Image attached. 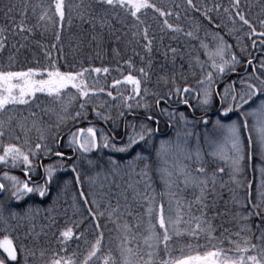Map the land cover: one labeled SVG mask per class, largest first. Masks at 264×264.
Masks as SVG:
<instances>
[{
  "label": "snow or ice",
  "instance_id": "1",
  "mask_svg": "<svg viewBox=\"0 0 264 264\" xmlns=\"http://www.w3.org/2000/svg\"><path fill=\"white\" fill-rule=\"evenodd\" d=\"M186 3L203 17L202 20L190 17L187 31L181 24L169 22L171 9L158 6L154 0H79L67 5L65 0H52L50 5H40L42 11L35 25L26 23L27 3L19 8L14 3L3 6V15L11 27L0 25V53L9 48L6 33L18 32L23 36L42 29L53 33L55 42L51 48L59 45L62 54L64 22L67 17L71 26L75 15L91 28L90 43H95L97 55L105 43V32L109 40L116 42L130 36L132 39H124L125 45L135 42L144 55L134 47L133 55L139 57L140 66L132 57L123 60L128 66L127 73L118 67L120 77L104 87L95 79L90 83L87 76L93 72L108 74V66H81L75 70L69 65L72 70H62L60 57L53 59L52 52L45 50L47 63L33 57L34 62L13 67L19 62L20 48L26 45H11L15 51H10L7 66H0V225H3L0 264H97L98 261L103 264H264V167L260 169L261 180L255 193L253 181L239 178L245 160H251L254 152L264 160V0H259L260 11L255 14L250 10L245 12L241 0H230L227 6L214 0L211 7L207 3L198 7L194 0ZM53 6V14L49 15ZM14 11H19V20L12 15ZM32 11L36 13V8ZM149 12L153 13V19L157 15L163 18L161 32L182 34L190 49H198V54L189 55L187 68L182 62L184 51L171 45L162 53L164 63H156L155 37L149 34L152 28ZM176 16L179 19L180 13ZM241 33L250 40L253 51L262 53L259 57L252 56ZM229 36L234 37L235 44L229 42ZM82 43L79 40L77 46ZM112 51L119 56V48L113 47ZM241 64H247L252 71L245 69V76L229 78L225 83L227 73L236 72ZM197 66L199 79L193 85L185 73L196 76ZM153 74H157V84L163 82L167 86L166 91L148 87ZM193 94L196 106L190 104ZM101 96L109 99L101 100ZM217 97L219 107L210 115ZM89 104L95 116L112 123L113 129L110 134L101 130L99 139L97 128L91 124L68 134L69 148L79 153L77 161L97 170L85 177L92 190L86 193L82 186L79 189L87 216L73 196L72 208L80 214L79 219L67 220L57 229L58 248L46 247L39 243L40 233L35 230L34 212L38 213L40 208L31 203L26 207L21 204L33 197H47L54 183L59 189L58 197L64 191L61 185L66 187L70 183L60 178L58 170L70 168L75 173V183L83 184L78 164L65 163V153L56 149L61 143L58 139L61 125L69 118L78 121L85 117ZM173 104H183L193 111L203 110V115L190 120L188 114ZM234 110L237 119L231 118ZM212 115L216 118L212 119ZM45 116H55V121L47 123ZM121 122L122 134L118 132ZM162 122L170 129L176 126L174 137L157 140L162 135ZM17 128L23 135L17 134ZM33 129L38 133L35 139L29 135ZM101 148L113 149L129 158L117 160L109 156L106 161L102 157L91 158ZM53 155L59 158L56 163H44ZM222 165L227 166V182L223 180L226 168ZM16 169L22 171V176L14 173ZM121 174L128 178L117 183L114 178ZM101 176L105 181L109 176L113 179L98 184ZM229 183L233 187H228ZM157 185L162 189L159 193ZM239 187L245 189L242 197L237 194ZM224 189L229 194L227 199L222 194ZM55 200L56 197L53 203ZM136 206L143 211L136 212ZM45 211L51 212V206ZM217 217L233 224L236 230L230 231L221 224L223 232L218 243L197 244L195 250L187 244L185 247L191 254H183L181 249L180 255H173V237L187 235L199 239L203 234L209 240H217L214 224ZM48 219L52 226L57 224L52 216ZM101 219L114 225L117 241L114 249L104 250L105 233L99 230ZM87 224L99 230L91 240L84 238ZM21 227L25 229L23 232ZM81 239L84 247L77 243L76 250L69 251L70 244ZM201 248L204 250L200 251Z\"/></svg>",
  "mask_w": 264,
  "mask_h": 264
},
{
  "label": "trees",
  "instance_id": "2",
  "mask_svg": "<svg viewBox=\"0 0 264 264\" xmlns=\"http://www.w3.org/2000/svg\"><path fill=\"white\" fill-rule=\"evenodd\" d=\"M154 2L157 3L158 6L164 7L166 10L171 9V15L168 17L169 22L181 24L184 27L185 31H187L188 28L190 27V20H189L190 17L193 19H196V20H202L203 19V17L200 15V13L194 12L192 9H190L187 6L186 0H154ZM213 2H214V0H194V3H196L198 7H201L205 3H207L208 6L211 7ZM215 2L223 3L225 6H227L230 3V0H215ZM13 3L17 5V8H19L22 3H27L29 7H28V12H27L26 23L28 25H35V23L38 19V15L42 11L40 5L41 4H43L45 6L50 5V4H52V0H0V25L7 26L9 28L11 27L10 23L8 22V20L3 15V6L6 4H13ZM70 3L76 4V3H79V0H65L66 5L70 4ZM241 4H242V9L245 12H248L250 10L252 13L255 14V13H258L260 11L259 0H241ZM249 5H251L250 9H249ZM33 7L36 8V13H33V11H32ZM53 11H54V6H53V8L49 9V15H52ZM66 12H67V8H66ZM177 12L180 13L179 19H177V16H176ZM12 15H14L17 20L20 19L19 11H14L12 13ZM212 15L216 16V13L213 12ZM148 18H149V23L152 25V28L150 29L149 34H150V36L155 37L154 44H153V48H154L153 56L156 58V63L157 64L164 63L162 53L165 51L166 46L171 45L173 47L181 48L182 51H184L185 56H184V59L182 62H184L185 68H187V66H188L187 60L189 58V55L194 56V55L198 54V49H194V48L190 49L188 41L186 40L185 37H183L182 34L172 33L170 30L165 31V32H161L160 31V25L162 24V21H163L162 17H159L157 15L156 18L153 19V13L149 12ZM262 18H264V17H262ZM41 23H44V22H41ZM97 31H99V28L97 29ZM6 35L8 36L9 48H7L3 53H0V66H2V67L7 66L8 56H9L10 51H15L14 48H11L12 44H15L16 47H19L21 44H24L26 46L23 48H20L19 62L17 64L13 65V67H20L22 65L28 64L29 61L34 62L33 57H35V59L41 60V62H43V63H47L48 61L45 58V50H50L52 52V58L53 59H55L57 56L60 57L58 63L61 66L62 70H72L69 68V65H71L75 70H78L81 66H83V67L108 66L110 68V72L108 74H104V73L97 74V73L93 72L87 76V79L89 80L90 83H92L93 80L95 79L96 81H98L99 86H104V87L109 86L111 84V80L113 78H119L120 77V72L117 71L118 67H122L125 71V74L127 73L128 66L123 64V60H126L129 57H132L134 60V63H136L137 66H140L139 57L133 55L132 49L134 47L136 48L137 52H140L141 55H144L143 49L138 44H136L135 42L133 44H129L127 46L125 45L124 39H132L130 36L123 38L120 42H116L115 40H109L106 32H105V43L101 46V49L99 50L100 54L97 55L98 49L96 48L95 43H90L91 35H92L91 28L87 24H82L80 19L78 17H76L75 15L72 16L71 26L68 25L67 17L65 19L64 30L62 32V41H61V43L63 44V53L62 54L58 51L59 45L57 46V48H51V44L55 42L53 33L51 31L44 32L42 29H36L34 34L24 33L23 36L29 37L27 40H24L23 36L21 34H19L18 32L13 34V32L10 31V32L6 33ZM200 35L203 36V31H201ZM240 35H241V39L244 40V42L249 45V50L252 52V56L254 55V53L259 52V50L253 51L251 49L250 40H248V38L244 37L242 33ZM161 37H163L162 41L160 39ZM173 37H175V39H173ZM227 38H228L230 43L235 44L234 37L229 36ZM208 39L210 40L211 37H209ZM36 40H39L41 43L39 45L36 44L35 43ZM79 40H83V43L79 44V46H77ZM193 43H198V42H193ZM113 47L119 48V52H120L119 56H117L115 53H113V51H112ZM156 49H159V52H157ZM235 50L238 51V49H235ZM199 55L201 56V59L205 58L202 52H199ZM25 57H27V59H25ZM242 65L243 64L238 65V68H236V72H234V73L229 72L232 74L231 75L232 77L233 76L235 77L239 74L238 72H239V70L242 69ZM168 67L170 68V65H168ZM195 71L197 73L196 76H193L192 72H186L185 73V76L187 77L188 82L193 84V85L195 84V81L197 79H199V68H198V66L196 67ZM157 74H153L151 76V80L148 82V87L153 91H155V90L166 91L167 86L164 85L163 82H160L159 84H157ZM99 99L104 100V99H109V98H107L106 96H101V97H99ZM148 100H149V102H151V100H152L151 96L148 97ZM91 107H92L91 104L86 105V108L88 109L87 114L85 117L79 119L78 121H74L70 118L67 121H65L63 123V125L61 126V129H60L61 135L63 134V130L66 128V126H68V125L70 126L76 122H81L80 125H87L90 122H95L98 125L106 128L107 132H111V130L113 128L112 124L110 122H105V121L97 118L95 116V114L91 111ZM185 109L187 110V107ZM101 111H104V109H101ZM193 113L195 114V116L197 114H199V113H196L195 111H193ZM112 114H113V116H115L116 115L115 111H113ZM141 114H143V113H141ZM24 115H27L26 109L24 110ZM192 116H194V115H192ZM0 118H2V116H0ZM45 121L47 123H53V116L52 117L45 116ZM16 132H17V134L23 135L22 133H20L19 128L16 129ZM29 135L33 139H35V137L38 135V133L36 132L35 129H33L29 133ZM61 135H60V140H62L64 138L63 136H65V135H63V136H61ZM7 139L8 138L5 137V140H7ZM64 152L66 153L67 151L65 150ZM77 156H79V153L73 155L71 157V160L68 161L67 163H73V162L77 163L78 169L81 171L82 176L85 173L90 174V173L86 172L87 170H89V166L83 161H77ZM109 156H112L117 160H127L129 158L125 154L118 153L116 151L107 152L104 149L94 151V154L91 156V158L97 159V158L102 157L103 160L106 161ZM51 158H55V157H51ZM50 160L51 159L47 158L44 160V162H48ZM247 161H249V160L246 159L244 162L245 163L244 169H245V175L246 176L244 175L243 176L244 178L243 177L242 178L244 180L253 181L252 190H253V193H255L256 185H257V181H258L256 178V177H258V176H256V174H257L256 168H258L259 163L257 162L256 164L255 163L251 164V162H247ZM93 171H94V169H93ZM95 171H97V170H95ZM58 175L60 176V178L62 180H70V178H72L71 181H73V187L75 186V184H76L75 179H74L75 173H73L70 168L58 170ZM127 178H128L127 176L121 174V176H117L114 179L116 180L117 183H120L122 181V179L127 180ZM112 179H113V177L109 176L108 181H111ZM223 180L225 182H227L228 176L225 179L223 177ZM108 181H105L103 179V182H101V183L107 184ZM77 187H74V188L78 189L79 187L78 188ZM114 187H115V185H113V188ZM228 187H233V185L231 183H229ZM74 188H71V189H74ZM86 190H88V189L86 188ZM89 190H91V189H89ZM244 190L245 189L242 187L237 188V194L242 197ZM156 191H157V193H159L160 191H162V189L157 185ZM52 193H54L53 190H52ZM222 194L225 197V199L228 198L229 194L227 192V189H224ZM54 196H56V195H54ZM159 199H160V197H159V195H157V201H159ZM56 200H57V198H56ZM165 200H166V198H165ZM59 201L60 200H58L53 205L52 204L53 201L49 197H46L45 199H42V198L41 199H35V197H33L32 200L26 201L24 204H21V207H26V205L28 203H31L35 206H38L40 209H42V211L44 210V207L46 208L47 206H52L50 213H49V211L44 210L40 214V220L37 222L34 220V223L36 225V229H35L36 232H37V230H40L38 232V233H40L39 242L42 241V245H44L46 247H50V248H58V245L56 243V235H58L57 229L60 226H62L65 221L75 220L74 219L75 217L70 216L68 211H63L62 209L60 210L61 213L59 216L56 214L55 211H57L62 206V203H58ZM114 203H115V201H114ZM81 205H83V204L81 203ZM64 207H62V208H64ZM82 207H84V206H82ZM135 211L136 212H142L143 209L140 208L139 206H136ZM47 213L49 214V216H52L57 221V224L55 226L51 225V221L49 219L46 220V217H49L47 215ZM100 223H101V229H99V230H102L105 233L104 250H107V248H110V247L114 249L116 246L115 228L113 227L114 225L110 222V226H109L110 229H108V228L102 227L103 225L106 227V224L108 223V222H106V219H101ZM214 224L216 225L215 236L217 237V240H209L203 234L199 237V239L189 237L187 235L183 236L182 238L173 237V241L171 244V247L173 249V255H180L181 249H183V254H191L190 250L187 247H185V245H187V244H191L193 246V250H195V247L197 244L205 245V244H216V243H218L219 239L222 238L223 228H229L230 231H233V232L236 230L233 224L225 223L224 218H221V217H217L214 220ZM221 224H223V228H221ZM87 227L89 228V231L88 230H85V231L90 232L92 237H94L96 231H99V230H94L91 227V224H87ZM44 233H47V235H45ZM108 237L114 238L113 239L114 241L110 240L113 242L106 245V240H108ZM85 238H87V234L85 235ZM77 243H79L82 247H84V240L83 239H81L78 242L74 240L69 246V251L76 250ZM225 247H227L226 242H225ZM199 250L203 251L204 249L201 248ZM97 264H103V262L98 261Z\"/></svg>",
  "mask_w": 264,
  "mask_h": 264
},
{
  "label": "rangeland",
  "instance_id": "3",
  "mask_svg": "<svg viewBox=\"0 0 264 264\" xmlns=\"http://www.w3.org/2000/svg\"><path fill=\"white\" fill-rule=\"evenodd\" d=\"M261 54H258V56L257 57H259ZM246 65V64H245ZM237 68H238V66H237ZM241 69V68H240ZM245 66H244V64L242 65V69L241 70H239V74L237 75V76H229L228 77V79H226L224 82L225 83H228L229 82V78L231 79V80H236L237 79V77H243V76H245L246 75V72H245ZM252 71V68L251 67H249L248 66V68H247V72H251ZM229 74V73H228ZM231 74V73H230ZM232 75V74H231ZM223 89L221 88V91H222ZM190 104H192L193 106H196L197 105V101H196V99H195V95L193 94V96H192V98L190 99ZM173 105H175V104H173ZM216 107H219V97H217L216 98V105L210 110V112H209V114L211 115L212 114V112L213 113H215V110H216ZM175 108H178V110L179 111H184L186 114H188L189 115V119L190 120H192L193 119V117L194 116H192L191 114H189V109L187 108V110L185 109L186 108V106H184V105H181V106H179V107H175ZM191 110L193 111V109L191 108ZM196 113H199V114H197L198 116H195V117H201L202 115H203V110H199V111H195ZM202 112V113H201ZM201 113V114H200ZM211 118L212 119H215L216 117L214 116V115H212L211 116ZM232 119H237V116H236V110H234L233 111V114H232V117H231ZM55 121V116H53V122ZM93 125V126H95L96 128H97V137H98V139L100 138V132H101V130L105 133V134H109V132H107V129L106 128H104V127H102V126H100V125H98L97 123H95V122H90V123H88L87 125H78V126H75V127H73L68 133H66L65 134V136H63L64 138L61 140V144H62V146L63 147H69L68 146V144H67V141H68V134L71 132V131H74L76 128H80V127H84V128H86V127H88L89 125ZM112 124V123H111ZM122 124V125H121ZM121 124H120V127H119V129H118V132L119 133H123V123L121 122ZM63 125V124H62ZM61 125V126H62ZM68 127H69V125L68 126H66V128L63 130V132L66 130V129H68ZM112 127H113V124H112ZM176 126L175 125H173V128L172 129H168V126H167V124H165V123H161V132H164L165 131V133H163L161 136H159V137H157V140H159L160 138H168L169 136H173L174 137V135H175V132H174V128H175ZM209 127H211V126H209ZM113 129V128H112ZM168 129V130H167ZM167 130V131H166ZM200 131H203V129H199ZM181 131H183V129H181ZM53 132H55V129H53ZM58 139H59V137H58ZM116 139L117 140H119V136H117L116 137ZM193 143H194V141H193ZM204 147V151L205 152H207V146L206 145H204L203 146ZM101 149H104L105 151H107V152H113V151H115V150H113V149H105V148H101ZM100 149V150H101ZM57 151H58V148L56 149ZM65 153V152H64ZM75 154H78V152H73L72 150H70V151H67L66 153H65V155L67 156V157H65V163H67L68 161H70L71 159H68V157H72L73 155H75ZM58 157H55V158H50L51 160L50 161H48V162H44V163H46V164H54V163H56L58 160H59V158L57 159ZM68 159V160H67ZM67 160V161H66ZM256 160V161H255ZM247 162H251V164H256L257 162L259 163V166H258V168H256L257 169V174H256V176H258V177H256L257 178V184L260 182V180H261V174H260V169L262 168V167H264V160H262L261 158H260V156H259V154L258 153H256V152H254L253 154H252V158H251V160H249V161H247ZM244 165H245V163H244ZM244 165H243V167H244ZM222 166H224L225 168H226V174H225V176H224V179L228 176V174H227V166L226 165H222ZM40 171L42 172V169H40ZM94 171H95V169H94ZM93 171V169H89V170H87L86 172H88V173H90V174H84L83 176L81 175V180L83 181V184L82 185H77V184H75V186L74 187H84L85 189V192L87 193V192H89V191H91V190H89L90 188H89V184H88V181L85 179V177H87V176H90V175H94V172ZM15 173V172H14ZM16 175H21L22 176V173H15ZM245 175V169H244V172H243V175L241 176V177H239L240 179H243L244 176ZM246 176V175H245ZM243 177V178H242ZM35 178V177H34ZM109 179V178H108ZM72 180V178H70V180H68V181H70V183L65 187V186H63V185H61V187H64V191L57 197V192L59 191V189H58V187H57V185L54 183L53 184V186H52V190L54 191V193H52V191H51V193L49 194V196H47V197H49V198H51V200L53 201V198L54 197H56L57 198V200H55V203L58 201V200H60L58 203H62V206L57 210V211H55L56 212V214L59 216L60 215V213H61V209L63 210V211H68L69 212V214H70V216H72V217H75L74 219H79V215L80 214H78V213H75L74 212V209L72 208V204H73V196H75L76 197V202H77V204H79L80 205V207H81V211L83 212V214L85 215V216H87V213L86 212H84L83 211V209H84V207H82L83 205H81V198H80V196H79V188L78 189H75L74 187H73V181H71ZM101 182H103V176H101V178L98 180V184L99 183H101ZM97 187H98V185H97ZM71 188H74V189H71ZM86 188L88 189V190H86ZM72 190V191H71ZM54 195H56V196H54ZM46 197H43L42 199H45ZM35 199H41V197H35ZM89 199H91V197H89ZM55 203H53L52 202V204L54 205ZM57 203V204H58ZM65 206V207H64ZM57 207V206H56ZM62 207H64V208H62ZM47 208H49V206H47L46 208L44 207V210L45 209H47ZM51 208H52V206H51ZM43 210V211H44ZM42 211V209H40V211L38 212V213H35L34 212V215H35V221L37 222V221H39L40 220V214L43 212ZM50 213V212H49ZM64 213V212H63ZM47 215L49 216V214L47 213ZM48 219V217H46V220ZM11 223H15L14 221H12ZM46 225V224H45ZM110 222H108L107 224H106V227L103 225L102 227L103 228H108V229H110ZM114 227V226H113ZM3 229V225H0V230H2ZM25 229H24V227H21L20 228V232H23ZM86 230H88L89 231V228L86 226ZM40 230H37V232H39ZM110 231V230H109ZM87 234V238H85V239H89V240H91V239H93V237H92V235H91V233L90 232H87V231H85V235ZM114 238H110V237H108V240H106V245L107 244H110V243H112L114 240H113ZM40 240V239H39ZM110 240H113V241H110ZM41 245H42V241H40L39 242ZM115 243H117V241H115Z\"/></svg>",
  "mask_w": 264,
  "mask_h": 264
},
{
  "label": "water",
  "instance_id": "4",
  "mask_svg": "<svg viewBox=\"0 0 264 264\" xmlns=\"http://www.w3.org/2000/svg\"><path fill=\"white\" fill-rule=\"evenodd\" d=\"M258 54H262V53H261L260 51H259V52H256V53H254L253 57H257ZM246 65H247V64H246ZM229 76H231L230 73L226 75L225 80L228 79ZM181 105H183V104H175V105H172V106H173V107H179V106H181ZM80 124H81V122H76V123L70 125V126L68 127V129H66V130L63 132V134H62L61 136L65 135V134L68 133L73 127L78 126V125H80ZM168 129H169V127H168ZM168 129H167V130H168ZM167 130H166V131H167ZM110 133H111V132H109V134H110ZM163 133H165V131H164V132H161V134H163ZM59 139H60V137H59ZM52 157H56V156L53 155ZM50 158H51V157H49V159H50Z\"/></svg>",
  "mask_w": 264,
  "mask_h": 264
},
{
  "label": "flooded vegetation",
  "instance_id": "5",
  "mask_svg": "<svg viewBox=\"0 0 264 264\" xmlns=\"http://www.w3.org/2000/svg\"><path fill=\"white\" fill-rule=\"evenodd\" d=\"M245 66V68L247 69L248 68V65H244ZM238 73H240V72H238ZM188 108V107H187ZM189 109V113L191 114V115H194L195 116V114L193 113V111L191 110V108H188ZM197 116V115H196ZM163 123V122H162ZM70 151V150H72L71 148H69V147H63L62 146V144L60 143V146L58 147V151ZM73 151V150H72ZM65 157H67L66 155H65ZM42 169V168H41ZM14 172L15 173H22V171L21 170H19V169H16V170H14ZM42 172H43V169H42Z\"/></svg>",
  "mask_w": 264,
  "mask_h": 264
}]
</instances>
